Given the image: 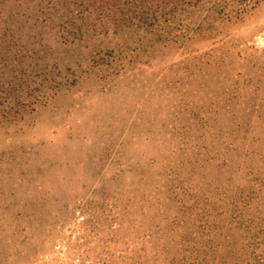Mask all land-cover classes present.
<instances>
[{
  "label": "rangeland",
  "instance_id": "1",
  "mask_svg": "<svg viewBox=\"0 0 264 264\" xmlns=\"http://www.w3.org/2000/svg\"><path fill=\"white\" fill-rule=\"evenodd\" d=\"M45 43L49 62L76 83L22 122L0 127V231L6 243L22 242L12 237L25 220L18 216L44 201L52 218L47 227L57 229L60 212L69 221L67 205L87 196L100 179L123 172L118 181H138L142 176L130 172L134 167L148 169L155 179L162 166L190 158L193 148L210 154L194 159L193 153L191 162L217 167L233 142L243 153L239 161L254 151L255 168L264 176V121L252 106L264 103V1L242 19H218L212 29L177 44L155 42L137 28L113 27L107 33L89 29L74 44L51 32ZM196 105L222 112L217 132L198 131L196 122L206 114ZM211 133L218 143L209 144ZM209 170L224 182L234 178L231 188L243 184L232 165L230 172ZM42 242L58 244L59 234L32 239ZM85 261L98 264L103 256ZM71 264L83 261L77 257Z\"/></svg>",
  "mask_w": 264,
  "mask_h": 264
},
{
  "label": "trees",
  "instance_id": "2",
  "mask_svg": "<svg viewBox=\"0 0 264 264\" xmlns=\"http://www.w3.org/2000/svg\"><path fill=\"white\" fill-rule=\"evenodd\" d=\"M263 1L0 0V127L22 122L75 85L74 77L70 81L49 62L45 39L51 32L74 44L89 29L107 33L110 27L137 28L155 42L177 44L212 29L218 19L244 18ZM197 11L200 17L194 18ZM252 106L258 108L257 120L264 121V103ZM196 109L206 114L196 122L198 131L217 132L222 112L205 105ZM210 138L209 144L219 142L214 133ZM235 147L227 144L217 167L191 162L193 153L194 159L210 154L193 148L190 158L162 166L155 179L144 167L130 171L142 176L138 181H118L123 172L102 178L87 196L67 205L69 221L60 212L57 229L47 227L52 218L44 201L18 216L25 220L12 237H22L21 243H6L0 231V264H71L77 257L86 264L87 258L102 256L98 264H264V176L255 168L254 151L239 161L243 153ZM231 165L234 174L242 173L243 184L235 188L234 178L224 182L209 170L230 172ZM55 232L58 244L32 243ZM74 233L79 237L72 239ZM111 245L119 247L104 255Z\"/></svg>",
  "mask_w": 264,
  "mask_h": 264
}]
</instances>
